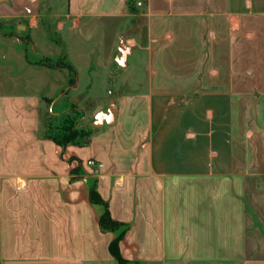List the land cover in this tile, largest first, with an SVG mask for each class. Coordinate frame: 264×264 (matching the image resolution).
Returning a JSON list of instances; mask_svg holds the SVG:
<instances>
[{"label": "crops", "instance_id": "crops-1", "mask_svg": "<svg viewBox=\"0 0 264 264\" xmlns=\"http://www.w3.org/2000/svg\"><path fill=\"white\" fill-rule=\"evenodd\" d=\"M43 1L0 0L15 46L0 86V264H118L93 186L130 226L119 248L131 264H264V9ZM123 44L145 73L117 76ZM100 95L94 120L112 111V123L92 121L82 145L48 137L45 104L62 119Z\"/></svg>", "mask_w": 264, "mask_h": 264}, {"label": "rangeland", "instance_id": "rangeland-1", "mask_svg": "<svg viewBox=\"0 0 264 264\" xmlns=\"http://www.w3.org/2000/svg\"><path fill=\"white\" fill-rule=\"evenodd\" d=\"M45 3V0L43 1ZM47 3V2H46ZM138 3H135V7H137ZM53 5H58L63 7V5H67V0H54L53 1ZM253 9H264V0H254L253 1ZM102 27H100L99 31L97 30V34H101L103 31L101 30ZM131 33L134 34V29L132 28ZM8 32H9V28L3 23V25L0 26V86L7 88V79H8V73L10 71V66L8 64V59L10 58V56H15V46L11 43L12 39H10L8 37ZM210 38V35L207 34ZM95 40H99V39H95ZM210 47V48H209ZM212 52L211 50V45L208 46L207 49H205L204 53L205 55H210ZM12 53V54H11ZM14 53V54H13ZM224 55L226 56L227 54V49L225 48V50H223ZM119 51L117 50V53L115 52L113 54V57L115 58L117 55H119ZM131 54V55H130ZM129 55V64L126 63V67H121L119 65V63L117 62V66H119L117 69V76L119 77H131V76H135L136 74H143L144 69L143 66H141V64L138 63V59L139 56H141L138 52H135L134 50L132 51V53H130ZM128 62V61H127ZM116 66V65H114ZM123 82V81H122ZM127 86L129 88H134L135 87V81L134 80H129L126 82ZM97 84H103V82H97ZM129 84V85H128ZM131 84V85H130ZM64 98H60L59 102L57 104H60V102H64ZM66 101V100H65ZM110 101V97L106 96V95H100V96H94L89 98L88 102L86 103V106H88V111L85 112L84 110L81 109L80 111V116L78 117V121H77V126L79 127H84V128H92L91 123L92 121L94 122V114L92 112L93 108L97 105V104H101V105H106L108 104ZM58 106V105H57ZM55 107L54 109H52L51 111V103L49 102L47 105L45 104L43 107L45 108L44 114L45 116L49 119V121H52L55 124H58L61 122L62 119H57L54 115L56 110H61L63 108V106H58ZM259 189L264 190V178H258L257 179V184H256ZM259 204V203H258ZM262 213V212H261ZM262 215L264 216V212L262 213Z\"/></svg>", "mask_w": 264, "mask_h": 264}, {"label": "trees", "instance_id": "trees-1", "mask_svg": "<svg viewBox=\"0 0 264 264\" xmlns=\"http://www.w3.org/2000/svg\"><path fill=\"white\" fill-rule=\"evenodd\" d=\"M134 3L135 2L130 3L133 8H135ZM62 63H64L63 59L59 58L58 60H53L51 64L54 66H61ZM79 116L80 113L66 112L60 123L54 124L52 121H49L47 124L48 137L64 146L68 144L82 145L83 143H86V138L90 136L92 131L91 129L77 126ZM90 199L92 202L102 203L105 205V211L100 218L101 227L104 230L117 231L118 233L116 238L110 243V250L117 259L118 264H131L128 259L122 256L119 248L120 240L130 228L129 224L114 220L111 217L107 202L102 199L95 186L91 187Z\"/></svg>", "mask_w": 264, "mask_h": 264}, {"label": "water", "instance_id": "water-1", "mask_svg": "<svg viewBox=\"0 0 264 264\" xmlns=\"http://www.w3.org/2000/svg\"><path fill=\"white\" fill-rule=\"evenodd\" d=\"M131 48L126 46L125 44L122 45L120 48V54L116 58V61L119 63L121 66L126 65V59L128 54H130ZM114 113L112 111H100L99 113L96 114L95 120L93 122L94 126L100 127L103 126L105 122L107 123H112L114 121Z\"/></svg>", "mask_w": 264, "mask_h": 264}, {"label": "built area", "instance_id": "built-area-1", "mask_svg": "<svg viewBox=\"0 0 264 264\" xmlns=\"http://www.w3.org/2000/svg\"><path fill=\"white\" fill-rule=\"evenodd\" d=\"M87 163H88V165H90L91 167H93V168H97V169L102 168V167L104 166L103 162H101V161H99V160H97V159H95V158H90V159H88V160H87Z\"/></svg>", "mask_w": 264, "mask_h": 264}]
</instances>
